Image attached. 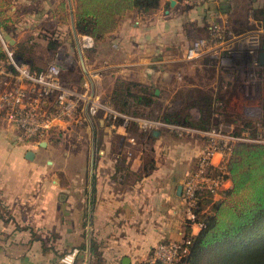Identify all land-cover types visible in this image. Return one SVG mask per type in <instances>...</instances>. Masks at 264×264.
<instances>
[{
	"label": "crops",
	"instance_id": "0c3cea01",
	"mask_svg": "<svg viewBox=\"0 0 264 264\" xmlns=\"http://www.w3.org/2000/svg\"><path fill=\"white\" fill-rule=\"evenodd\" d=\"M65 1L68 26L58 19L57 28L62 30L58 33L62 37L65 28L71 29L78 59L69 50L64 55L79 64L84 61L99 94L104 90L99 86L102 79L110 87L115 78L144 82L148 76L163 74L156 72L159 69L169 68L175 90L193 96L208 94L213 100L223 74L206 66L205 56L185 57L189 39L208 36L213 23L223 29H244L252 12L260 24L261 46L264 43V0H203L193 7H185L183 0H174L173 5L171 0H160L158 8L148 13L133 10L122 16L113 32L94 43L92 49H104L106 56L95 55L86 61L84 51L92 49L79 48L81 34L74 35L72 29V1ZM7 2L6 28L1 29L14 39L10 47L25 39L34 42L43 33L44 19L58 18L54 7L43 8L41 0ZM168 47L180 48L181 54L165 51ZM31 52L21 49V57L30 66ZM165 63L167 67H163ZM73 126L62 125L59 132H68ZM89 126V152L60 153L50 144L54 135L44 139V147L41 140H22L18 129L0 112V264H57L60 255L74 247L80 250L75 264H137L149 261L157 243L183 236L182 186L201 140H178L156 131L152 146L145 150L131 143L134 137L121 127L100 118ZM79 154L85 159L89 156L90 163L76 159ZM149 162L153 167L145 174Z\"/></svg>",
	"mask_w": 264,
	"mask_h": 264
},
{
	"label": "built area",
	"instance_id": "2783aa9c",
	"mask_svg": "<svg viewBox=\"0 0 264 264\" xmlns=\"http://www.w3.org/2000/svg\"><path fill=\"white\" fill-rule=\"evenodd\" d=\"M202 1L184 0V3L199 5ZM260 33L259 21L252 12L248 14L246 28L241 30L223 29L213 23L208 36L197 37L189 43L185 50V57L187 59L199 56L210 57L213 61L205 65L216 67L223 74L224 79L232 81L240 77L241 80L248 81L249 93L254 92L251 89L259 92L261 85L256 70L259 62L254 51L261 46ZM0 44L3 52V56L0 57V112L18 129L22 140L40 141L60 133L62 125L78 126L92 123V120L100 114L102 115L100 119L110 121V125L116 120H121L124 126L130 122L136 124L141 130L152 132L163 127L180 136L201 140L200 151L193 168L182 186L186 219L194 218L191 209L198 191L208 190L216 197L218 191L228 187L230 182L223 175L226 173L227 162L237 142H264L262 127L257 124L259 133L255 136L245 132L240 135L235 134L234 126L225 121L220 111L214 110L222 105L221 101L214 100L211 120L206 124L200 120L197 123L180 125L161 119L130 117L102 99L101 94L95 90L91 74L85 68L82 59L80 68L83 70L84 66L87 72L85 81L81 86L70 85L63 80L62 72L76 66L78 62L72 57H62L57 52L46 67L36 71L31 69L26 61L17 59L1 35ZM93 47L94 40L91 36L80 35V49L90 50ZM244 48L250 52L249 58L242 55ZM232 52L234 54L230 55ZM248 98L255 97L250 94ZM249 107L252 110H247L248 115L255 114V110L257 114V109ZM250 117L245 118L251 120ZM130 142L133 143L134 139L130 138ZM215 170L221 171V176L214 175ZM188 244L189 240L183 238L159 242L153 247L149 261L177 264L181 251H186L183 245ZM79 253L78 248H71L60 255L57 264H75Z\"/></svg>",
	"mask_w": 264,
	"mask_h": 264
},
{
	"label": "trees",
	"instance_id": "16d2710c",
	"mask_svg": "<svg viewBox=\"0 0 264 264\" xmlns=\"http://www.w3.org/2000/svg\"><path fill=\"white\" fill-rule=\"evenodd\" d=\"M74 27L77 33L89 35L95 42H101L119 25L120 19L129 11L148 13L159 6L160 0H71ZM184 1V0H183ZM7 0H0V28L5 27V9ZM185 7H192L184 4ZM54 12L61 22L68 19V5L65 0L54 7ZM14 54L21 57V53ZM264 49V43L262 44ZM3 56L0 44V57ZM213 61L205 57L204 64ZM27 62V61H26ZM31 67V66H30ZM41 71L40 68H32ZM78 86L84 83V75L78 68ZM155 94V91H154ZM114 95L116 103L121 105L122 111L128 105V98L132 97L136 105L149 106L152 104V93L145 86L135 81L120 80L115 87ZM187 96L186 105L192 101L200 109L204 110V124L210 122L211 107L214 100L222 102V105L214 110L220 111L226 122L234 126L237 135L244 132L250 136L259 133L253 120L231 117L226 118L225 100H212L208 94ZM105 101L115 109L113 98L106 96ZM211 106V107H210ZM97 115L96 118H101ZM168 123L188 125V117L184 113L165 111L159 117ZM110 125V121H105ZM264 123V119H263ZM113 126L123 128L127 132V126L121 120L112 123ZM133 125H135L133 123ZM148 134L153 138V132ZM264 134V131H263ZM151 162L144 166V173L152 169ZM214 175L221 176V171L215 170ZM230 182V186L218 191V197L208 190L198 191L196 201L192 206L193 219H184L185 230L181 238L189 240L188 245H183L186 251H181L177 264H264V143L237 142L232 150L226 165V173L223 175ZM197 227V232L193 231ZM180 238V239H181ZM137 264H163L161 261H145Z\"/></svg>",
	"mask_w": 264,
	"mask_h": 264
},
{
	"label": "rangeland",
	"instance_id": "374dc122",
	"mask_svg": "<svg viewBox=\"0 0 264 264\" xmlns=\"http://www.w3.org/2000/svg\"><path fill=\"white\" fill-rule=\"evenodd\" d=\"M39 1V0H38ZM43 3V8H46L45 6H52L57 3L58 0H41ZM60 1V0H59ZM185 4V3H184ZM190 6H196V5H190ZM37 7V5H35ZM58 18L50 20V18H46L43 21L42 29L43 33L40 36L35 37L33 40L34 42L29 43L27 39L24 40V42L21 40L17 47H14L16 53H21V49H31L32 50V58L33 65H31L32 68H44L46 67L54 58L57 52H60V56L65 57L64 52L66 50H69L70 52H74V56L76 59L77 53L75 50V42L73 40V34L71 33V29L69 27L65 28L64 32L65 35L59 36L60 34L58 32H62L60 28H57L59 26L58 24ZM61 22V21H60ZM74 22V21H73ZM66 26H68V20L65 23ZM0 35L3 37L1 28H0ZM201 35H198L194 37L193 39H189V43L196 39L197 37H200ZM21 39V38H20ZM189 45V44H188ZM187 45V46H188ZM180 48H166L165 51L170 52L172 54L178 53L181 54L179 51ZM186 50V49H185ZM99 51V54L97 52ZM95 55H104V49H92L90 51H84V57L86 61L90 59H93ZM93 57V58H92ZM35 58V59H34ZM78 62V61H76ZM76 66H74L71 70H66L62 72V78L63 80L77 85L76 81L79 79L81 75H79L78 68H80V64L76 63ZM163 67H167V64H163ZM181 66V65H180ZM86 68V67H85ZM181 68V67H180ZM82 69V68H80ZM35 70V69H33ZM155 70V69H154ZM168 70H170L171 74H168ZM179 69H177L178 71ZM84 77L85 74L83 70H81ZM154 72V71H153ZM156 72H162L163 74L158 75L157 77L148 76V78L144 82H139L136 80H126V81H135L139 83L141 86H145L148 88V91L152 93V99L153 102L149 106H143V105H136L132 99V97L128 98V105L125 107V109L122 111L121 105L119 103H116L114 91L116 85L119 83L121 79L115 78L113 80V85H109L107 79H102L100 81L99 86L103 88V92L101 94L102 99L105 100L106 96L110 95L111 98H113V103L115 107L118 109H121V112L128 116H134V117H147V118H153L158 119L161 117L165 111H172V112H179L184 113L188 117L189 122L197 123L198 120L201 122H204L205 115L204 110L200 109L197 105H195L192 101L190 102V105H186L189 102L187 101V96H184V93L175 90L174 86V76L172 74V70L169 68L159 69V71ZM175 72V71H174ZM104 76V75H103ZM260 79L258 81L261 84L260 91L256 92L255 89H249L253 90V93H249L248 91V85L247 80H241L240 77H236L234 80H226L222 76L219 78V83L216 88V91H214V99H219L220 96L222 99L225 100V115L226 118L229 119L231 117H241L245 118L246 116H251V120H255V123L262 127V130L264 131V72L263 74H259L258 76ZM187 78V77H186ZM188 78L191 80L195 77L188 76ZM243 81V82H242ZM262 81V83H261ZM203 83L207 86L209 83L203 80ZM244 83V84H243ZM243 85V86H242ZM211 87V85H209ZM214 86V85H213ZM100 90V89H98ZM157 90L158 93L154 94V91ZM192 94V93H191ZM190 94V95H191ZM201 94V93H200ZM253 95L255 98L249 99V95ZM193 96V95H191ZM213 106V104H212ZM254 107L258 110L256 114L248 115L247 110H252L251 107ZM211 107V106H210ZM211 107V114H212ZM224 115V114H223ZM224 117V116H223ZM211 120V118H210ZM95 121V119L92 120V123ZM90 123L73 126L68 132H61L54 135V138L50 140V144L52 148L60 150V153H63L64 150H82L89 152L90 146H91V136H90V129H92L91 126H89ZM127 133L134 137L133 144L138 145V149H145L147 150L149 147H151L152 138L150 139L148 134H143L151 132L150 130H141L138 128V126L133 123H127ZM155 131H160L162 133H166L167 135L173 137L174 139L183 140L185 139L184 136H180L175 132L169 131L166 128H158ZM94 136L97 135V129H93ZM116 146H117V140H115ZM180 142V141H179ZM182 142V141H181ZM132 143V142H131ZM264 143V142H261ZM141 145V146H140ZM115 146V145H114ZM115 146V147H116ZM132 150V149H131ZM128 156L132 155L131 151H128ZM148 155L150 154L149 151ZM78 156V155H77ZM80 157H77L76 159H81V162L84 161V156L80 155ZM148 162L149 160L146 159ZM89 156L85 159V164H89ZM230 186V183L228 187ZM218 197V196H216Z\"/></svg>",
	"mask_w": 264,
	"mask_h": 264
},
{
	"label": "water",
	"instance_id": "95a60500",
	"mask_svg": "<svg viewBox=\"0 0 264 264\" xmlns=\"http://www.w3.org/2000/svg\"><path fill=\"white\" fill-rule=\"evenodd\" d=\"M174 2H175L174 0H171V1H170V4L173 5ZM72 19H73V16H72ZM72 29H73V33H74V35L77 36V32H76V30H75V27H74L73 21H72ZM1 31H2V34H3V37H2L3 40H4L5 42H7L8 45H14V42H15V41H14V39L11 37V35L8 34L5 30H2V29H1ZM242 50H243V51H242V55H244L246 58H249V57H250V52H249L246 48H244V49H242ZM258 51H259V49H256V50L254 51V54L258 55V58H259L260 63H261V64H264V49H262L260 52H258ZM234 52H235V51H234ZM234 52H232L230 55L234 54ZM230 55H229V56H230ZM230 57H231V56H230ZM17 59H20V57H17ZM83 70H84L85 75H87V72H86L84 66H83ZM157 93H158V91L155 90V94H157ZM155 134H156V131H153V135H155ZM45 145H46V142H45L44 139H42V140L40 141V146L44 147ZM27 154H28V155H33V153H32L31 151H29ZM180 190H181V186L178 187V193L180 192ZM125 264H129V262L127 261Z\"/></svg>",
	"mask_w": 264,
	"mask_h": 264
},
{
	"label": "flooded vegetation",
	"instance_id": "af4514ba",
	"mask_svg": "<svg viewBox=\"0 0 264 264\" xmlns=\"http://www.w3.org/2000/svg\"><path fill=\"white\" fill-rule=\"evenodd\" d=\"M262 49H263L262 46H260L258 52H260ZM257 59H258L259 64H258L256 70H257L258 74H263V72H264V64H261L260 63L259 58H258V55H257ZM261 83H262V81H261ZM262 85H264V83H262Z\"/></svg>",
	"mask_w": 264,
	"mask_h": 264
}]
</instances>
